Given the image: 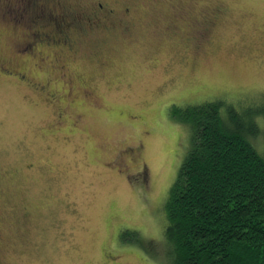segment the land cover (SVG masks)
I'll return each mask as SVG.
<instances>
[{"label": "rangeland", "instance_id": "obj_1", "mask_svg": "<svg viewBox=\"0 0 264 264\" xmlns=\"http://www.w3.org/2000/svg\"><path fill=\"white\" fill-rule=\"evenodd\" d=\"M13 1L0 0V63L14 74H0V263L170 264L166 203L194 143L186 115L218 102L227 124L230 108L255 112L264 153V0H103L113 20L61 29L52 17L38 39L40 0Z\"/></svg>", "mask_w": 264, "mask_h": 264}, {"label": "trees", "instance_id": "obj_2", "mask_svg": "<svg viewBox=\"0 0 264 264\" xmlns=\"http://www.w3.org/2000/svg\"><path fill=\"white\" fill-rule=\"evenodd\" d=\"M48 7V1L40 0L29 13V22L38 28L30 32L33 38H41V24L53 22L52 17H60L61 29H73L82 22L100 27L101 21L114 16L102 18L106 8L112 9L103 0L77 7L60 4L64 11ZM11 13L14 21H22L20 14ZM55 32L57 41L70 37ZM79 32L83 33L76 29ZM35 42L39 41L27 42L26 54L33 55ZM218 103L195 106L186 115L194 143L166 203L170 264H264V153L251 142L259 133L257 114L242 118L230 108L232 123L227 124Z\"/></svg>", "mask_w": 264, "mask_h": 264}, {"label": "flooded vegetation", "instance_id": "obj_3", "mask_svg": "<svg viewBox=\"0 0 264 264\" xmlns=\"http://www.w3.org/2000/svg\"><path fill=\"white\" fill-rule=\"evenodd\" d=\"M130 10V9H129ZM128 10V7H125L122 11H120V12H122V13H124V15H125V13L126 12H128L129 11ZM114 12V9L112 8V9H108V8H106L105 10H104V13L105 14H103L102 15V18H108L109 16H113V13ZM116 12V11H115ZM119 12V13H120ZM222 12L223 11H221V9L220 8H214V10L213 11H211V12H208L207 14H208V16L206 17L207 19L209 18L210 19V17H211V20H212V22L215 20V19H217L221 14H222ZM130 14V13H129ZM203 16V15H202ZM211 22V23H212ZM113 24H111V25H103L102 26V31H104V32H109L111 29H114V30H116V29H119L120 28V22L118 21V22H115V21H113L112 22ZM6 67H2L1 65H0V74L2 73V72H4V73H2L3 75H9V76H13L14 74H12L10 71H8V69H5ZM13 71H14V73H16V75L17 76H21L22 78H25V76H23L21 73L22 72H20V71H16V69H13ZM5 73H7V74H5ZM34 85H36V87L37 86H39L38 88L39 89H41V91H45V93L48 91V86H47V84L46 85H42V84H39V83H35ZM51 92H53V91H51ZM51 94H53V93H51ZM50 96V95H49ZM55 96V95H54ZM51 97V96H50ZM56 99L58 100V97L56 96ZM60 124H62V122L60 121L59 122ZM22 220H21V223H25L26 221H28V217H27V215L26 214H22ZM1 264V263H0Z\"/></svg>", "mask_w": 264, "mask_h": 264}]
</instances>
